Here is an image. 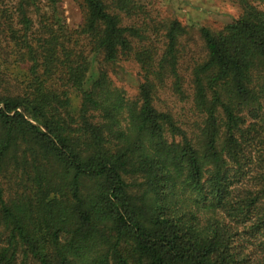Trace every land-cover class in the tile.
<instances>
[{"label": "trees", "instance_id": "1", "mask_svg": "<svg viewBox=\"0 0 264 264\" xmlns=\"http://www.w3.org/2000/svg\"><path fill=\"white\" fill-rule=\"evenodd\" d=\"M63 1L0 0V264H264V0Z\"/></svg>", "mask_w": 264, "mask_h": 264}, {"label": "rangeland", "instance_id": "2", "mask_svg": "<svg viewBox=\"0 0 264 264\" xmlns=\"http://www.w3.org/2000/svg\"><path fill=\"white\" fill-rule=\"evenodd\" d=\"M158 7L164 15H175L183 24L203 23L211 29H219L237 18L240 9L231 0H158ZM63 17L70 25L79 21V12L75 3L64 0ZM116 80L124 86L132 88L135 84L132 71L117 70Z\"/></svg>", "mask_w": 264, "mask_h": 264}]
</instances>
